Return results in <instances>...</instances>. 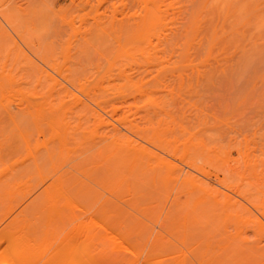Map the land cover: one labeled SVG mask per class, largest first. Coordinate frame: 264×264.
Returning <instances> with one entry per match:
<instances>
[{
  "label": "bare ground",
  "instance_id": "bare-ground-1",
  "mask_svg": "<svg viewBox=\"0 0 264 264\" xmlns=\"http://www.w3.org/2000/svg\"><path fill=\"white\" fill-rule=\"evenodd\" d=\"M155 1L156 0L154 1L152 0V3L154 5V11L157 8H158L157 9L158 11L161 6L160 7L155 6L156 5ZM169 1L167 0V2ZM191 1L193 2L194 0H191ZM205 1L209 2L210 4H212L211 1H213V4L214 3L215 4L212 5V7L215 8V5H216L220 12L223 10L224 13H226L225 16L223 15L224 14L223 11L222 13H220L223 15L224 18L220 16L222 19L217 20V17L215 16L216 19L213 17L214 19H211V20H217L216 22L214 21L212 23L210 20L209 22L210 24L207 22L209 25L207 24L206 25L207 27L206 26L203 27L202 23L205 22L206 20L209 21L208 18L211 17L212 10L209 12L211 13L210 16L204 20L201 18V15L199 14L200 20L201 21L203 20V22H200L199 18H195L196 16H194L195 20L193 18L192 20H190L191 18L189 17L192 13L188 15L187 23H186V20H181V19L180 21L175 20L176 23H174L175 21L172 20L173 19L172 15H171L172 16L171 22L168 21L169 17L168 18L164 17L165 20L167 19L168 23L170 24L172 22L174 23V24L172 23L173 28H176L175 26L179 25L177 24L178 22H180V24L182 23L181 25H179L181 27L177 26L179 29H181V31H183L181 32V34L183 33L182 36H177L180 34L179 31H177L179 34L175 31L172 32L174 29L171 31L172 27L171 28L168 27L171 25H169L165 20L161 19L160 18L161 16L157 18L158 15L156 14L157 15L156 17L154 11L150 10L153 7H151L148 10L149 12V13L147 12L148 16L146 18L142 17L141 21H139L140 18H138L137 20L139 22H137L136 20L134 21V23L137 22L135 24L133 23V20L132 22L128 21L126 25L131 23L130 27L127 26L128 29H126L125 25H124L125 27L123 26V24H125V20H124L125 17L121 15V17H124L123 19L124 21L123 23H121L119 19L118 20L116 19L117 17L115 13V16L114 15L113 16L116 17L115 20L117 21L118 26H119L118 21L120 22L119 27L121 28V29L118 28L117 25L115 28L113 27L114 30L117 28L116 29L117 32L121 33V35H119L120 33H117V35L120 36L118 40L119 39L121 40L122 38L121 41L123 42V38L127 34L128 36L124 40L123 44L119 40V42L121 43L119 47L118 41L114 40L115 37L117 36L115 35L116 31H114L115 32L114 34L113 30L108 29V30H111L109 34L110 35L112 34L111 36L114 35L113 37H110L107 35L108 39L112 38V40L109 39L110 41V42L108 41L109 44L110 45L112 44V48L114 47L116 48V49L114 48L113 55H112L113 49H111V46L108 47L107 45L108 42L106 41L108 39L105 37V35H103L106 29L103 30L101 28L103 32H102V35H99V37L96 36L97 34L95 35L99 39L97 43H96L97 39L93 40V38H96L95 36H93L94 30H96L94 26H97L95 24L97 21H95V18L93 17L92 18L95 21V23L94 22L93 23L95 25L92 24L91 20H90L91 24L87 25V27L89 28L93 26L94 29L92 30V32H90L92 34H90L89 31H87L89 30V28L85 30L92 36H89V35L86 36L87 34L83 36H86L84 38H87V39L90 38L88 40L92 39L91 41L94 42L95 47L98 50L93 46L92 42L90 41H86V42H90L92 45L86 46V44H89V43H86L85 42L86 39L84 40V38L81 39L82 41L80 40L81 43L79 42V37H81L80 35H82L83 32L85 33V31H82L80 29L82 33L78 35L79 37L77 36V34H76L77 37L74 36L75 34L71 35L72 38L76 37V40L73 39V41L74 43L76 42L75 44H79L77 48L74 46L75 44L71 40L72 38H69V41H67V36L63 35L64 38H61L60 35L62 33L60 32L61 33L60 35L56 34L57 29L51 24L52 25L51 31L54 32V34L48 31L50 33L48 34L50 38L53 36L55 37V34H56L57 37L59 36L58 40H56L57 37L55 38L53 37V39L57 43L58 41L59 43H61V44L58 43L59 46H61L62 44L63 46H67V44L70 45L71 43H73L74 45L72 44V46L77 48V50L75 51L74 47L70 45V48H69V45H68L67 48L69 49L65 47L64 49H62L63 46H61L60 48L59 46H57L55 42L56 46L58 47L56 50L59 51L57 53L59 54L61 53L60 55L62 56L58 54L57 55L60 56V58L63 57L61 60H58L59 57L56 55V50L54 53L52 52L54 51L53 49H55L56 47L54 45V41H52V38L47 41L45 40L46 37L44 39L41 38L44 34L41 35L43 33V29H40L39 26H38V28L40 29L39 31H41L42 33H40L39 36L38 35L37 36L40 37L41 35L40 41H39V38L37 39V36L35 37L36 33L34 35L35 37L34 39L38 40L39 44L42 42L40 44L41 48L44 49L46 45L47 47H49V48L45 47V49L47 48L46 50H48L45 52L46 55L45 53L42 52L43 49L41 50L40 48H38V46L34 45V41H33V44L31 43L30 45L29 42H32L31 41L32 37L30 38L28 35L29 34L32 35V33H29L28 35L24 34L25 37L26 36L29 37L28 40L30 39V41L28 42V44H26V46L30 45V48L31 46H33L32 52L34 53L36 52L35 53L36 56L38 55L42 56V57L38 56V59L40 60L42 58L40 62H43L44 65L46 62V67H43L42 66L43 64L40 65L38 62L36 63V71L34 72V74L36 73L35 82L33 79V82L29 83V86L31 88L27 86L26 83L24 84V81H25L24 78L27 79V77L31 73L30 74L28 73L29 75L26 74V77L25 75L22 76V78L24 77L23 78L24 81L21 79V74L23 73L20 74L19 78L20 80L23 81V84H24L22 85L23 88L21 87L22 92L20 91L21 93L20 98L28 97L27 96L28 94L26 92H31V95L29 97H32V95H34L33 96L34 98L32 99L33 100L35 99L34 100L35 116L39 118L41 122H42V119L46 120V126L48 124L47 129L52 130V131L49 130V132L51 133V134H48L49 138L51 135H52L51 136L52 138L53 136L54 137L56 136L55 138H53V140H51L52 143L55 141L54 142L55 144L54 143L52 144L49 141V138L43 141V142L49 141L48 143L50 144L49 145L48 143H46L48 146L47 147L45 146V148H44L45 144H42V142H40L43 146L40 145L38 146V148L39 147H43V148L42 149L39 148L37 149V151L39 150L41 152V155L43 156H40V153L36 151L37 153H39L38 157L39 158L42 157L44 160L50 161V160H54V157L59 155L60 152H61L60 155L63 154L64 157L66 155V153L64 152H67L69 154L71 153L70 155L76 152V154L74 155L76 157V155L77 156L79 155V153L77 154V151L80 148L79 146L80 143H82L81 145L84 146L83 142H87L85 143V145H87L85 148L88 147L89 149L90 148L92 149L93 144H90V143L93 142L91 140L93 134L91 135L89 134V132L91 133V130L92 132L96 131V132H93L94 135H96L98 133L97 131L99 130V128L101 127L102 129L101 131L102 133H100V135L102 134L101 136H98V135H96V137L93 136L94 142L97 144V147L95 150L94 149L95 146H94L93 149L95 151L93 150L91 151L93 153L95 152L94 154L98 155V156L95 155L96 158L94 159H98L99 162L98 160H95V162H98L99 164L96 165L94 163L96 166L95 165L93 166L95 167L91 166L89 168L88 166L86 167V169L84 168L85 170L84 176L86 175L87 177H89L92 174L90 176L92 178L91 180L94 181V177L96 179H100L101 185L103 182L108 187V188L104 187L108 189L107 191H109V194L107 196L108 198L106 202H104V198L103 200L101 199L104 203L100 202L102 204L100 206V210L103 213H107V215L109 214L110 216H112V218L109 215L107 216L106 214H105L106 217H102L103 214H100L101 212L96 214L98 218L100 219L99 215H102L101 218L103 221H106L104 220L105 218H107V220L110 218L112 220V221L109 220L111 221L110 223L112 224L110 225V227L112 226V228L113 226L115 227V229H118L121 227L122 228L128 227V228H126L127 229L126 231L118 230L121 233L114 232V234L113 232H111L112 230H110L108 234L107 229L109 228H107V229H104L103 231L105 232L106 230L105 233L108 234V236L100 237L103 232L98 231L100 229L99 226L101 225L104 228H106L105 226L107 224H108L107 226H109V223L106 222L105 223L106 225L104 226L102 225L103 222L100 219L102 223H99L100 222L99 221L98 222L99 224H97L96 221H98L99 219L93 221L97 216L93 218L94 216L91 217V213H90V217L93 219L89 220V222L86 221V222H82L83 224L80 223L76 225L78 226V228L83 225L85 228H88L89 231L91 229L93 230L94 228H95L94 231L98 229L95 231V233L93 231L94 237L92 235L93 238L95 237L96 238L98 237V239L101 238L99 239V241L100 240L102 241H100L97 244H100L101 242H103V237L104 238L106 237L105 239L107 240V242L109 241L111 243L109 245H112V247L115 250L116 249L119 250L121 248L124 250L125 247H127L130 243L134 242L133 238L135 237L133 236H135L136 233L132 235L130 230L131 231L135 229L139 230V229H142V227L146 229L145 225L147 224V226H149L150 224V223H147L146 221L147 219L148 220L152 219V217H155L156 214L158 213L161 214V212H164L163 217H162L163 221L161 222L160 220V224H162L161 226L163 229L169 232L168 234V232L166 233V231L164 230L166 233V236L167 235L171 236L172 234V237H171L172 241H173V238H175L174 240L176 242H173V243L179 242L180 244H183V245L192 244L193 246H198V247L199 246H210L214 244L215 245L218 244L222 246L223 248L231 247V246H234V247L239 246L240 248L241 246L244 249L242 251L239 250L240 251L239 253H237V251H235L233 248H230L231 250L229 251V253L223 256L224 255L223 252H222L223 254L222 255L221 251L219 250L218 251L225 258L238 257L239 260H242V261L253 260L258 257L259 258L261 257L260 259L264 258V251H260L261 248L264 249V121H262L264 119H262L261 120L262 122H261L260 119L252 120V117H250L251 119H247V120L251 122L248 123V121H246L242 117H239L241 121L243 120L242 122H244V124L245 122L248 123V127L246 126V124L243 125V124L237 123L233 119L234 113H235L234 111L237 110L236 116L238 117V113L241 110L240 108L242 107L241 104L244 103L247 100V98L251 96V94H253L252 91H254L255 93L256 90L254 88L256 87L258 83L262 87L261 94L262 96H264V65H262L264 64V0H210V1L205 0ZM101 2L102 1H100V3ZM162 2L160 1L161 4L160 3L159 4L157 3V4L163 5ZM202 3L203 4H201L202 5L201 7L203 8L205 7L204 5L205 3L204 2ZM114 4H113V7L115 6ZM150 4H151V1L149 0L148 5ZM188 4H184V5H188ZM121 5L123 4L121 3ZM167 5L166 7L169 6L168 7L169 9L172 8V5H171V8H170V4L168 6ZM207 5L208 4H206V6ZM103 6L104 5H102V7ZM145 6L147 7V5ZM177 6H175L176 9L178 8ZM181 6L183 5L179 6V8L177 9L178 12L174 10L173 11L176 13H179ZM209 7L207 6V9L203 8L205 10H203L202 8L201 9L199 8L200 10L198 11L195 8L193 9H195L197 12H200V13H202V11H204L205 13H208L206 10H209ZM137 8L141 9L139 7ZM147 8H149V6ZM184 8L185 10L183 9L181 10H183V12H186V16H187V13L188 12L190 13L191 11L187 12L185 6ZM191 8L189 9L191 10ZM108 9H111V8H108ZM97 10H95L94 12L97 13ZM117 10L118 9L116 8V11ZM141 10L143 11V9ZM163 10H165V7ZM163 10H161L162 13H165ZM102 11L103 13L105 12L104 10ZM102 11H101V14H102ZM112 11H113V8H112ZM213 11L215 12V14L219 12L218 10H217L218 12H216L214 9ZM132 12L138 13L139 10L138 12H135V11H132ZM129 13H131V11ZM70 14H75V13L70 12ZM91 14H92V11H91ZM123 14L125 13L123 12ZM159 14H160V11H159ZM179 14H181L182 16L181 18L185 17L184 16L185 14L183 15L182 12ZM107 15L108 14H106V17H108ZM128 15L127 16L129 18L127 17L126 19L129 20L131 19V17H130V14ZM203 15L202 17L204 18L206 14L204 16ZM79 16L80 15L78 14V19L80 18ZM102 16L105 17L104 14ZM110 16L111 15L109 14V17ZM138 16L141 17L142 15L139 14ZM206 16H208V14ZM104 17L102 19V17L99 16V18H101V20L105 22L106 20H104ZM179 17L180 15L178 16V18ZM97 18L98 16L96 17V19ZM111 18L109 20L113 21ZM114 21L113 23L116 24L115 23L116 21L115 22ZM113 23L112 25H114ZM101 24H103L104 28H107L104 26V23H101ZM121 24L123 27L121 26ZM133 24L135 25V27L133 26ZM183 24H185L184 28L182 26ZM80 25L82 26V24ZM41 26H42L41 28H46V26L43 24ZM131 26L133 27V30H131L133 32L130 35L129 29L130 28L132 29ZM47 27H48V24H47ZM38 28H35V29H38ZM109 28L111 27L109 26ZM28 29L26 28V30ZM123 29H126L129 32L127 31L128 33H126L124 32L126 30H123ZM167 29H168V32L171 31L173 34L169 32V35H168V33L166 32ZM1 30L5 31L3 27H1L0 32H2ZM26 30L25 32L24 31L23 32L26 33ZM97 31L100 34V31L99 30ZM46 32H47V29H45L44 33ZM106 33L107 32H105L104 34ZM20 34L21 35L18 37H20L21 41H23L24 39L22 40V37H21L23 33L20 32ZM52 34L53 36H50ZM123 34H126V35L124 36ZM4 35L6 36V33ZM100 36H102L103 38L105 37L104 39L106 40L102 38V40L105 41V44L101 43L102 41L100 40L101 39ZM27 37L25 38L24 44L28 41V40L26 41ZM68 37H70V35H68ZM60 39L61 40L63 39L62 42H60L61 41ZM1 40H5V39H2L1 37ZM70 40H71V43H67V42H70ZM16 41L14 42L16 43ZM43 41H45V43ZM50 41L53 42L51 43V45L49 43ZM111 41L113 43H111ZM115 41L117 44L115 43ZM100 44H103V46ZM14 45L12 46L15 48ZM42 45L43 46L45 45V46L42 47ZM52 45L55 47H52ZM83 46L87 49L89 47L90 48L92 47V48L88 50L87 49L84 50ZM100 46L102 47L107 46L106 47L107 50L106 49L102 50L101 49L102 47L100 48ZM13 47H9V48H13ZM35 47L37 48V50H41V52L39 53V51H36ZM9 48H6V49H9ZM16 48L18 49L17 46ZM80 48L82 49V51H80L81 50ZM60 49H62L61 52H60ZM65 49L68 52L70 49H72L70 50L72 55L68 56L70 54L67 52H64ZM99 49H101L102 51L105 50L103 52L104 55H102L101 52L100 53L98 52V51H101ZM90 50L93 51V53L95 50V53H94L96 54L95 56L97 55L98 56L100 55V56L95 58V56L93 55L94 56L93 58H95V60H92L91 55L93 53ZM49 52L52 54L50 55ZM115 52L117 54H115ZM34 53L33 55H35ZM48 53L50 56V60L48 59L49 61L47 63V58L49 57L47 56ZM64 53L68 54L67 56L70 59L68 57H65L68 59V61L67 59L64 58V56H66L64 55ZM75 53L80 54V55L82 54V56H84V57H81L82 62L83 61H86V62L82 63L78 61L79 58L77 59L76 57H79V55L76 56ZM106 53H108L109 55ZM53 54H55L58 58L55 55L52 56ZM85 54H87L88 57L85 56ZM101 55L104 56L103 58L107 61H104V59L101 58L102 57ZM105 55L106 56L111 55L114 58L110 60L111 56L110 58L108 56H107L108 58H106ZM44 57L46 58V60L44 59ZM72 57L74 58L71 60ZM83 58L86 60H84ZM89 59L90 61H88ZM74 60L77 62H75ZM101 60H102V63L103 61L105 63L102 64ZM93 61L96 62V64L94 63L95 65L93 64L94 66L92 67L91 64ZM212 61L217 62V64L214 63L213 65H211ZM71 62L74 63L75 65L77 63L78 66H74V64L71 65ZM98 62L101 63L102 65L100 66ZM83 64L84 65L86 64V67H84ZM88 64L91 67H88ZM255 64L259 66L261 65V67L256 68L259 66H256ZM31 65L35 66V63H32ZM28 69H29V72H31L30 68ZM25 72L27 73L28 70L26 69ZM244 77H246V81H247L246 83H244L245 82ZM30 78L31 76L28 77V79ZM11 79L13 80V77H11ZM27 80L25 82H27ZM240 80L244 81L241 83L243 84L242 85L243 87H240L241 85L240 86L236 85V83L240 84L241 82ZM32 83L34 84L33 85L34 89H32L33 88L31 85ZM216 84L218 86L219 85L222 86V84H227V86H230V87L232 85L233 86L235 85L236 88L240 87L238 88L239 90L237 89L238 91L236 92V94H231L232 98H231V95L229 97L232 103L230 112H228L227 108L222 107L221 109L224 108L226 111L222 110L223 112L221 114H217L214 112H209V110L205 111L206 109H209V106H206L205 101L204 102L201 101V103H205V105L204 104L202 105L201 103H199L201 104V107L204 106L206 108L205 109L204 107H202L205 110L200 108V106L197 104V101H199V99H201L202 97V92L204 90L206 91V89H208V87H211V85L215 86ZM24 86H26L27 88ZM204 87L206 89H204ZM8 88L9 89L7 90H10V89L13 90L12 86ZM24 88H26L28 91L25 90ZM30 90H32L33 92ZM205 91L203 92L204 97H205V94H204ZM24 93H26V95ZM23 94L25 95L24 97H23ZM15 95L17 96L18 94H15ZM182 95L186 96L184 97V99L186 98L187 101L185 100V102H188L187 109L189 110V112L187 111V109L182 110L180 107H178L179 108L178 110L177 107L175 108L176 105L173 106L176 100V97L182 96ZM22 98L20 99L21 101H22ZM252 101L254 102V98L252 99ZM26 105L29 106L30 104L28 105L26 103ZM256 105H258L257 107L259 109L261 108L260 103H257ZM224 106L226 107L225 103H224ZM249 107L250 106H248V108ZM25 109H26V106H25ZM220 111L221 110H218V113H220ZM23 115H25V112L23 113ZM13 116L11 117L12 119L10 117L9 118L12 120L11 122H14V121L16 122V120L13 121V119H16L15 118L16 116H14V118ZM26 118L28 117H25L24 119ZM85 118H87L88 120L85 121L86 120ZM89 118L91 119L95 118L94 120L96 121H94V123L97 122L96 125H94L93 119L92 121L90 120L91 122H88ZM261 118H264V115H262ZM19 120L17 124H19ZM34 120L36 121V119ZM80 120L83 122H80ZM21 121L23 120L21 119ZM70 121H72L73 124L70 123ZM41 122L39 123L41 124ZM88 123L89 124L91 123L90 125H88L91 130L87 131L85 129L86 128L85 125ZM26 124H28V122ZM31 124L34 125L32 122ZM43 124L45 123L43 122ZM21 125H23V122L22 124L18 126H20L21 128L22 127ZM241 125L247 128L245 130H242ZM90 126H94L95 128L99 127V128L98 130L97 129L93 130L94 127H90ZM244 127L242 128L244 129ZM72 128L77 129V130L82 129V132L80 131L81 133L79 134V136H76V133H78L79 130L77 132V130L75 131L73 129L75 131V133H73L71 132ZM35 130L36 129L34 128L33 131L35 132ZM84 130L88 132L87 135H84L86 137L83 136V133H85L83 132ZM65 131H70V132H65ZM64 133L65 134L68 133V135L72 133L74 138H72V135L70 137V136L65 135ZM63 136L65 137L63 138ZM80 136L82 139L84 137L83 142ZM76 137L77 138L79 137V138L76 139ZM35 139H36V135L34 136V140ZM73 139H76L74 140L75 142L72 141ZM79 139H80V142H79ZM86 139H88V141ZM97 139L101 142L99 143ZM34 140L33 142L35 143L37 140L35 141ZM29 142L31 141L29 140ZM66 142L72 146L68 144L67 146ZM32 144L30 145L31 147H32ZM75 146L76 147L78 146V149H76ZM66 147H68L69 149H67ZM55 148L56 149L59 148V150H56ZM64 149L66 151H64ZM71 149L73 152L71 151ZM82 150L83 152L89 151L86 149L84 150V148H82ZM94 154L92 156H94ZM71 157L72 156H70L69 158L73 160ZM75 159L76 158H74V160ZM77 159L75 161H77ZM79 159H80V162L79 160L77 162L73 161L75 162L74 163L75 165H73L72 163V167L77 168V170L79 169L80 171V168H81L80 166H82L83 168L87 164L85 162L83 164V161H85V158L83 159V161H82V158H79ZM50 163H51V167L54 168V164H53L54 161H50ZM64 163L67 164V162H64ZM76 163L77 164L79 163V166H77ZM33 165L35 166V164ZM98 165H101L100 168ZM37 166L38 167L41 166L39 162ZM37 166H35L36 168L35 167L34 168L37 169ZM68 169L69 168L67 167L66 170ZM66 170L65 171L63 170V173L61 172L58 174L54 172V174L55 173L56 174L52 175V178H50L51 180L49 181V183L46 184L45 187H43V189H41V192L39 193L40 195H38V197L40 196L39 198L41 201L37 200V203H38L37 207H40L38 208L40 212L42 211L44 213L47 212L45 216L46 215L48 216L46 219H48L47 222L49 223L53 222L52 219L55 217H56L55 220H57V217H59L58 219L59 221H56V222L54 221L55 223H57L63 220V218L67 217L69 214L71 215L72 213H74L72 211L73 210L75 211V209L78 208V205H79L78 201L80 203L82 201V199L78 200V196L80 195L82 197H84V195L86 196L89 193V191H91L90 189H92V186H93L91 185V188L89 187L90 189H87L88 187L86 186H88V184H85L86 188L84 186L82 187V185H80V187L78 188L79 186L78 184H80V182L78 179H77L78 184H76L75 182L77 174L75 175L72 172L73 169L68 170V172ZM89 171L90 173H88ZM80 172H83V171L81 170ZM96 172L98 174H96ZM40 174L42 175V171ZM71 180L74 181L75 184H72ZM84 183H87V182H84ZM98 183L99 182H97V185ZM96 189H94V186H93L92 191ZM77 192L80 193V195ZM74 193L76 195V198L73 197L75 196ZM93 193L94 192L92 193L90 192L88 195L91 197ZM41 196L43 198H41ZM95 196H98L97 193H95ZM95 196L93 195L91 198ZM123 197H126V198H123ZM165 198L169 199V204L167 205L164 211H161V210L158 211L157 209L159 208V205H161V207L165 206V204L164 205L160 204V203H163L162 200L164 201ZM123 199L125 200L127 199V201ZM74 201L77 203L76 204L77 208L74 206L75 204ZM83 201L88 202L86 201V197ZM164 202L166 203V201ZM83 203L81 206H83V208L85 206L86 208V205L88 206V203H86L85 205H83ZM43 205L44 207L47 206V209H45L46 207L43 208ZM73 206H74V209L71 210ZM89 206H90V203H89ZM41 208H43V210H41ZM38 209L36 208V210ZM67 209H70L71 211ZM89 209H92V208L89 207ZM66 210L68 211L69 214L65 213L67 212ZM87 210L85 209V211H82V212L87 213ZM37 213L39 214V212ZM60 216H62V218ZM72 216H73V219L74 218L76 219L74 214ZM72 216H70V218H72ZM142 217H145L147 219H144ZM37 219H39L38 220L39 222L40 217ZM63 224L62 226H64ZM46 225H50V224H46ZM51 225H53V223H51ZM93 225H96L99 228H96V226L94 227ZM18 226L20 227V225ZM82 228L83 227H81L80 230H83V231L85 230L87 232V229H84V228L82 229ZM75 230H77V228ZM80 230L78 229V231ZM142 231L141 232L139 231V232L142 233ZM84 232L82 234H85ZM96 232L100 233L98 234L100 236H98ZM124 232H128L129 235L130 234L132 235V236H129V238L131 239V237H133L132 238L133 242L129 240L128 236L124 234ZM156 232L157 231H155V233ZM89 233L90 232H88V234ZM105 233L103 234L106 235ZM140 233H138V235L142 236V234ZM159 235H161V233ZM141 236L139 237V239L137 238L135 239L141 240L142 242ZM154 236L155 235H153V237ZM161 236H162V239H161ZM161 236H158L159 238H157L159 239V241L157 240L158 243H160V240L161 242L163 240H166V236L164 234ZM163 236L165 237V239ZM25 239L26 238H24V240ZM24 240L23 242L26 241ZM106 240H104V242H106ZM127 240L131 242L128 243ZM138 242L139 241H137L135 244L137 245ZM87 243L88 242H86V244ZM95 243L92 245L94 246L97 245ZM162 243H166V242H162ZM101 245H103V243ZM129 247L127 249L125 248L126 250L124 252L130 251L128 250ZM15 249H16L15 247L7 246L4 250L0 251V257H1V252L8 253V252L14 251ZM133 250L136 251V249H132V252L136 254L138 253V256L136 254L135 255L136 257H139L140 256L139 254L141 253H139L138 251L135 252ZM103 251L105 252V250ZM178 251L179 250H177V252ZM198 251H199L198 253L199 257L197 256V258H200V259H204L205 257L206 258L208 257L209 260L213 258H217V259L223 258L222 256H220V254L213 253V250H212V254H209L206 251H200V250ZM60 253L56 252V254H60ZM68 253L70 254V251L66 252L65 254H68ZM133 253H130V254L134 256ZM159 253H158V257H159ZM161 254H164V253H161ZM85 256L84 255L82 256V260L86 258ZM133 256L131 258H133ZM186 257L187 255L185 254V251L181 253L180 255H178V259L183 261V263L180 262L179 264L186 263L187 261ZM119 259L121 258L119 257ZM90 260H91V255H89L85 259L86 262ZM76 261H78V259L77 260L75 259V263ZM1 263L2 262H0V264ZM61 263L63 264V259L61 258H59L58 261L52 262V264H61ZM65 263L66 261H64V264ZM154 264H157V262L155 261Z\"/></svg>",
  "mask_w": 264,
  "mask_h": 264
},
{
  "label": "rangeland",
  "instance_id": "rangeland-1",
  "mask_svg": "<svg viewBox=\"0 0 264 264\" xmlns=\"http://www.w3.org/2000/svg\"><path fill=\"white\" fill-rule=\"evenodd\" d=\"M100 1H102L101 3H100ZM117 1V2H116ZM144 1V2H143ZM151 1V4L150 5H148V3H149V0L147 1V0H0V29H1V27H3V29H5V31L4 30H1L2 32H0V251H2V250H4L7 246H10V247H15L16 249L14 250V251H11V252H8V253H3V252H1V257H0V262H2L1 264H52V262H54V261H58L59 260V258H61V259H63V264H64V261H66V263L65 264H74L75 263V259L77 260L78 259V261H76V263L75 264H132V262H133V264H145V263H147V264H154L155 263V261L157 262V264H179L180 262H182L183 263V261H181L180 259H178V255H180L181 253H183L184 251H185V254L187 255V257H189V258H187L186 257V263H184V264H264V258H262V259H260L259 257L258 258H256V259H253V260H244V261H242V260H239V258L238 257H233V258H225V257H223V256H225L226 254H228L229 253V251L231 250L230 248H233L235 251H237V253H239L240 251L239 250H243L244 248L243 247H241L240 246V248H239V246H237V247H234V246H231V247H222V246H220V245H218V244H214V245H210V246H193L192 244L191 245H189V244H180L179 242H177V243H173V242H176L174 239L175 238H173V241H172V234H171V236L170 235H167L166 236V233L168 232V231H166L165 229H163L162 228V224H160V220H161V222L163 221V214H164V212H161V214H156L155 215V217H152V219H147V218H145V217H142V218H144V219H147L146 221H147V223H150L149 224V226H147V224L145 225V228L146 229H144V227H142V229H139V230H137V229H135V230H130V232H131V234L132 235H134L135 233L137 234H135V236H133V237H135V238H137V239H139V237L141 236H139L138 235V233H140L142 230V233H140V234H142V236H141V238H142V242H141V240H137V239H135V238H133V237H131V239L129 238V236H132L131 234L129 235V233L128 232H124V234H126L127 236H128V238H129V240H131L132 242H133V240H134V242L133 243H130L131 241H128L127 240V242L128 243H130L129 245H130V247H131V249H130V247H129V245L127 246V247H125L126 249L129 247V249L128 250H130V251H128V252H124L126 249L124 248V250L122 249H119V250H115L113 247H112V245H109V244H111L109 241L107 242V240L105 239L107 236H108V232H110V230H112L111 232H113V234H114V232L116 233V232H120V231H118V230H121V231H123V230H127L126 228H128V227H121V228H118V227H116V228H118V229H115V227L113 226V228H112V226L110 227V225H112L110 222L112 221L109 217V219L107 220V218H103L104 220H106V221H103L102 220V218H101V216L102 215H99V217H100V219L102 220V222H101V220L98 218V216L96 215V214H98L99 212H101V210H100V206L102 205L100 202H102V203H104V202H106L107 201V196H108V194H109V191H107L108 189H106V188H108L103 182H102V185H101V181H100V179H96L95 177H94V181L93 180H91L92 178L89 176V177H87L86 175L84 176V172H85V170H84V168L86 169V167H88L89 166V168L91 167V166H93V165H97V164H99L98 162H99V160L98 159H94V158H96V156L95 155H97V154H94L93 152H91L92 150L93 151H95L96 150V147H97V144L94 142V137H96V135H98V136H101L100 135V133H102L101 131H102V129H101V127L99 128V130H98V128H95L94 126H90V127H94L93 128V130L94 129H97L98 131V133L96 134V135H94V133L93 132H96V131H93L92 132V130L89 128V126L88 125H90L89 123L88 124H86L85 125V129L88 131V130H91V133L89 132V134H93L92 135V138H91V140L93 141V142H91L90 144H93L92 145V149L90 148H85L87 145H85V143H87V142H83V139H84V137H86V136H84V135H87L88 134V132H86V130H84L83 132H85V133H83V139L81 138V136H82V134H81V136H80V138H81V140H82V142L84 143V146H82L81 144L82 143H80L79 144V146H80V148H79V152L77 151V154L79 153V155L77 156L76 155V157L74 156L75 154H76V152L75 153H73L72 155H70L69 153H67V152H64V153H66V155H65V157H64V155L63 154H61V155H63V156H61L60 155V151H58V152H60L59 153V155H57L56 157H54V160H50V161H54V168H52L51 167V163H50V161L49 160H44L42 157V159L41 158H39L38 157V155H39V153H40V156H43V155H41V152L38 150L37 151V149H39V148H43V147H39L38 148V146H43L42 144H45L44 145V148H45V146L47 147L48 145L46 144V143H48L49 141L51 142V140H53V138H55L54 136H53V138L50 136V138H52V139H50L49 138V135L48 134H51L50 132H49V130L50 129H47V126H48V124H47V126H46V120H43L42 119V122H41V120L39 119V118H37L36 116H35V114H34V100L32 99V98H34L33 96L34 95H32V97H29L30 95H31V92H26L28 95V97H26V98H22V101L20 100L21 98H20V95H21V93H20V91L22 92V85H24L25 83H26V85L27 86H29V83L30 82H33V79H34V82H35V74H34V72L36 71V63L38 62L40 65H42L43 64V62H40L41 61V59L39 60L38 59V56H40V55H38V56H36V52L34 53V52H32V50H33V46H31V48H30V45H31V43L33 44V41H34V45L35 46H38V48H40L41 50L43 49V48H41V46H40V44L42 43H40L39 44V42H38V40H36V39H34L37 35L39 36V34L40 33H42L41 31H39L40 29H43V33L41 34V35H43L42 37H41V35H40V37L41 38H45V40L47 41V40H49V39H51L52 38V41H54V39H53V34H54V32H52L51 31V26L53 25L56 29H57V33L56 34H58V35H60L61 33V35H60V37L61 38H64V36H67V41H69V38H72L71 37V35L72 34H75L74 36H76V34H77V36L78 35H80L82 32H81V30L82 31H85L86 29H88L89 27H87V25H90L91 24V21H92V24L93 25H97V26H94V28H96V30H94V32H93V36H95L96 34V36H98L99 37V35H102V32H103V30H105L104 31V33L105 32H107L106 34H104L103 33V35H105V37L108 39V37H107V35L108 36H110V37H113V36H111L109 33L111 32V30H113V32L114 31H116V34H115V32H114V34L115 35H117V33H120V32H117V28L114 30V28L116 27V25H117V21L115 20V18L118 20H120L121 21V23H123V21L125 20V24H123V26L125 25L126 26V29H128V27H130V24L131 23H129L128 25H126V23H128V21H131L132 22V20H133V23H134V21L136 20H138V18H140L139 19V21H141V19H142V17L143 18H146L147 16H148V10L151 8V7H153V8H151L150 10H152V11H154V5H153V3H152V0H150ZM154 1V0H153ZM160 1L162 2V4L163 5H158L159 3H160ZM169 1V0H168ZM172 1V2H171ZM174 1V2H173ZM210 1V0H209ZM156 3V5L155 6H161L160 8H162V9H160L159 8V10L157 11V9H155V11H154V13H155V16L157 17V15H158V17L157 18H159V16H161L160 18L161 19H163V20H165L164 19V17H166V18H168L169 20L168 21H170L171 22V17L173 16V21H175V20H177V21H180V19L181 20H186V23L188 22L187 20V18H188V15H190L191 13L193 14H191L190 15V17L189 18H191L190 20H192V18L194 19V16H196L195 18H199V21L200 22H203V20L204 19H207V17H209L210 16V14L211 13H209L211 10V12H212V15H211V17H209L208 19H209V21L208 20H206L205 22H203L202 24V26L204 27V26H206L209 22H210V20L211 19H214L215 18V16L217 17V20H220V19H222L221 17H223V15L225 16V14L226 13H224V11H223V15L222 14H220V13H222V11L220 12L219 11V9L217 8V6L215 5V8L214 7H212V5H214L213 4V1H211V3L212 4H210L209 2H207V1H201V0H199V2H198V0L197 1H191V0H170L169 2H167V0L165 1V0H156L155 1ZM167 3L168 5L170 4V8H171V5H172V8L171 9H169L168 7V5L167 4H165V3ZM202 2H204L205 4V7H203V8H206L207 9V6L209 7V6H211V7H209V10H206L208 13H205L204 11H202V13H200V12H197L198 10H200L202 7V5L201 4H203ZM109 3V4H108ZM115 3V4H114ZM121 3L123 4V5H121ZM144 3V4H143ZM158 3V4H157ZM175 3V4H174ZM190 5H189V4ZM196 4V6H195V4ZM95 6H94V5ZM113 4L115 5L114 7H113ZM117 4H118V6H117ZM134 4V5H133ZM161 4V3H160ZM184 4H188V5H184ZM206 4H208L207 6H206ZM102 5H104L103 7H102ZM120 5H121V7H120ZM143 5V6H142ZM145 5H147V7L149 6V8H147ZM166 5L168 6V7H166ZM174 5V6H173ZM178 5V6H177ZM180 5H183V6H181L180 8L181 9H183V10H185V8H184V6L186 7V11L188 12V11H191L190 13L188 12L187 13V16H186V12H183V10H179V13H181L182 12V14L186 17H184V18H181L182 16H181V14H179V13H176V12H178V8H179V6ZM203 5V6H204ZM106 6H107V8H106ZM112 6V7H111ZM125 6H126V8H125ZM136 6V7H135ZM145 6V7H144ZM175 6H177L178 8L176 9V7ZM191 8V7H193V6H195V7H193V8H195V9H193V8H191V10L188 8ZM94 7V8H93ZM98 8V10L100 11H98L97 10V8ZM102 7V8H101ZM133 7H134V9H133ZM137 7H139V8H141V9H143V11L141 10V9H138ZM144 7V8H143ZM164 7H165V10H163L164 9ZM198 7V8H197ZM93 8V9H92ZM108 8H111V9H108ZM112 8H113V11H112ZM116 8L118 9L117 11H116ZM119 8H120V10H119ZM131 8V9H130ZM146 8H147V10H146ZM156 8V7H155ZM176 10H175V9ZM200 8V9H199ZM202 8V9H203ZM212 8V9H211ZM92 9V10H91ZM107 11H106V10ZM130 9V10H129ZM145 9V10H144ZM166 9H167V11H166ZM189 9V10H188ZM213 9L216 11V12H218V13H216L215 14V12L213 11ZM95 10H97V13L96 12H94ZM102 10H104L105 12L103 13V11ZM138 10H139V12H138ZM161 10H163L165 13H162V11ZM176 11V12H174V11ZM192 10H194V11H196L197 12V14H196V12H194V11H192ZM203 10H205V9H203ZM218 10V11H217ZM91 11H92V14H91ZM101 11H102V14H101ZM111 11V12H110ZM115 11V12H114ZM122 11V12H121ZM131 11V13H129V12ZM132 11H135V12H138V13H134V12H132ZM159 11H160V14H159ZM169 11V12H168ZM70 12L71 13H75V14H70ZM90 12V13H89ZM99 12V13H98ZM113 12V13H112ZM118 12V13H117ZM123 12L125 13V14H123ZM142 12V13H141ZM148 12V13H147ZM158 12V13H157ZM173 12V13H172ZM112 13V14H111ZM115 13H116V17H114L115 16ZM121 13V14H120ZM127 13V14H126ZM147 13V14H146ZM170 14V15H168V14ZM172 13V14H171ZM78 14L80 15L79 17V19H78ZM105 15V17L104 16H102V15ZM106 14H108L107 16L108 17H106ZM109 14L111 15L110 17H109ZM120 14V15H119ZM128 14H130V17H131V19H126L129 15ZM134 14V15H133ZM142 15L141 17L140 16H138V15ZM157 14V15H156ZM162 14V15H161ZM168 16H167V15ZM177 16H176V15ZM201 15V18L203 19L202 21L200 20V15ZM206 14H208V16H204V15ZM85 17H84V16ZM96 15V16H95ZM114 15V16H113ZM121 15L122 16H124L125 17V19H124V17H121ZM128 15V16H127ZM145 15V16H144ZM172 15V16H171ZM180 15V17L178 18V16ZM199 15V16H198ZM202 15L204 16V18L202 17ZM98 16V18L96 19V17ZM99 16H101L102 17V19H103V17H104V20H106L105 22L103 21V20H101V18H99ZM119 16V17H118ZM135 16V17H134ZM163 16V17H162ZM175 16V17H174ZM221 16V17H220ZM95 18V21H97L96 23H95V21H94V19L93 18ZM112 17V18H111ZM120 17H121V19H120ZM206 17V18H205ZM214 17V18H213ZM220 17V18H219ZM91 18V19H90ZM112 19L116 24H114L113 23V21H111V20H109V19ZM114 18V19H113ZM129 18V17H128ZM133 18V19H132ZM219 18V19H218ZM224 18V17H223ZM93 19V20H92ZM124 19V20H123ZM216 19V18H215ZM83 21V23H82V21ZM86 21V23H85V21ZM89 20V21H88ZM91 20V21H90ZM100 20V21H99ZM195 20V19H194ZM217 20H211V22L213 23L214 21L216 22ZM127 21V22H126ZM139 21H137V22H139ZM167 23H168V21H167V19L165 20ZM50 22V23H49ZM95 24H94V23ZM104 23V26L105 27H107V28H104L103 27V24H101V23ZM137 22H135V23H137ZM182 22V21H181ZM184 22V21H183ZM208 22V23H207ZM13 23H15V24H13ZM78 23H80V24H82V26L80 25V24H78ZM85 23V24H84ZM112 23L114 24V25H112ZM134 23V24H135ZM173 23V22H172ZM172 23L170 24V23H168L169 25H171V26H168V27H172ZM174 23H176V21L174 22ZM173 23V24H174ZM211 23V24H212ZM12 24V25H11ZM17 24V25H16ZM39 24H43V25H45L46 26V28H41L42 26L41 25H39ZM47 24H48V27H47ZM52 24V25H51ZM83 24H84V26H83ZM108 24V25H107ZM118 24H119V26H120V22L118 21ZM133 24V26L135 27V25ZM177 24H179V25H181L180 24V22H178ZM176 24V25H177ZM210 24V23H209ZM208 24V25H209ZM80 25V26H79ZM86 25V26H85ZM179 25H177V26H179ZM184 25L185 24H183L182 26H183V28H184ZM38 26L40 27V29L38 28ZM109 26L111 27V28H109ZM118 26V25H117ZM118 26V28H120ZM121 26H122V24H121ZM122 26V27H123ZM124 26V27H125ZM128 26V27H127ZM174 26V25H173ZM177 26H175L176 28H178ZM33 27H35V28H38V29H35V28H33ZM50 27V28H49ZM84 27H86V28H84ZM91 27V26H90ZM114 27V28H113ZM132 27V26H131ZM179 27H181V26H179ZM207 27V26H206ZM25 28V29H24ZM26 28L28 29V30H26ZM92 28V29H91ZM91 28H89V30H87V31H89V33L90 32H92V30L94 29L93 28V26L91 27ZM103 30H102V29ZM176 28H171V31L172 32H177V31H179L180 32V34L179 35H177V36H182L183 35V33L181 34V32H183V31H181V29H176ZM24 29V30H23ZM32 29V30H31ZM35 29V30H34ZM45 29H47V32L49 31L50 33H53L52 35H50V36H53V37H49L48 36V34H50L49 32L47 33H44V31H45ZM81 29V30H80ZM91 29V30H90ZM101 29V30H100ZM108 29H111V30H108ZM121 29V28H120ZM126 29H123V30H126ZM25 30H26V33H24L25 32ZM53 30V29H52ZM58 30H59V32H58ZM97 30H99L100 31V34L98 33V31ZM108 30V31H107ZM131 30H133V27H132V29L130 28L129 29V31L128 30H126V31H124V32H126V33H130V35H131V33L133 32V31H131ZM170 30V29H169ZM24 31V32H23ZM38 31V32H37ZM56 31V30H55ZM87 31H85V33L83 32L82 33V35H80L81 37H79V42L81 43V39L82 38H84V37H86V36H92V35H90V34H92V33H88ZM95 31H96V33H95ZM121 31V30H120ZM128 31V32H127ZM171 31H169V32H171ZM6 33V36L4 35L5 33ZM20 32L21 33H23V35L25 34H29V33H32V35L31 34H29L28 36L31 38V41L32 42H29L30 41V39L28 40V38L29 37H27V39H26V43L24 44V41H25V35L23 36H21L22 37V40L23 41H21V38L20 37H18V36H20L21 34H20ZM61 32V33H60ZM122 32V31H121ZM167 33H168V35H169V32H168V29H167V31H166ZM171 32V33H172ZM1 33H3V34H1ZM35 33H36V35H35ZM123 33V32H122ZM8 34V35H7ZM17 34V35H16ZM56 34H55V37H57L56 36ZM87 34V35H86ZM173 34V33H172ZM4 35V36H3ZM34 35H35V37H34ZM47 35V36H46ZM64 35V36H63ZM68 35H70V37H68ZM83 35H86V36H83ZM119 35H121V33L119 34ZM119 35H117L116 37H115V39L114 40H117L118 41V45H119V47H120V45H121V43L120 42H122L121 40H122V38H121V40H120V42H119V40H118V38H120V36ZM124 36L126 35V34H123ZM11 36V37H10ZM15 38H14V37ZM37 36V39L39 38V41H40V37H38ZM76 36V37H77ZM95 36V37H96ZM119 36V37H118ZM127 36H128V34L123 38V42H122V44L124 43V40L127 38ZM1 37H2V39H5V40H1ZM54 37V38H55ZM59 37V36H58ZM58 37H57V39L56 40H58ZM76 37H74V38H72L71 40L73 41V39H75L76 40ZM98 37H96V38H93V40L94 39H97V41H96V43L99 41V39H98ZM101 37V43H103V44H105V41H103L102 40V36H100ZM104 37V38H105ZM6 38H7V40H6ZM48 38V39H47ZM103 38V39H104ZM14 39V40H13ZM86 39V40H85ZM88 39H90V38H88ZM87 38H84V40H85V42L86 41H90V42H92L91 40H88ZM109 39H111L112 40V38H109ZM109 39L108 40H106V39H104V40H106L107 42L109 41ZM11 40V41H10ZM17 40V41H16ZM20 40V41H19ZM61 40V39H60ZM63 40V39H62ZM62 40L60 41V42H62ZM66 40V39H65ZM65 40H64V42H65ZM71 40H70V42H67V43H71ZM81 40V41H80ZM14 41H16V43L14 42ZM41 41H42V39H41ZM14 42V43H13ZM28 42L30 43V45L29 46H26V44H28ZM44 43H45V41H43ZM55 42L56 41H54V45L56 46V44H57V46H59L58 45V43H59V41H58V43L56 42V44H55ZM63 42V43H64ZM78 42V41H77ZM78 42V43H79ZM90 42H86V43H89V44H86V46L88 45H92L93 44V46L95 47V44H94V42H92V44L90 43ZM107 42H106V44H107ZM110 42V41H109ZM109 42H108V47L109 46H111V49H113V53H112V55L114 54V48H112V44L110 45L109 44ZM50 43V45H51V43H53V42H49ZM73 43H74V41H73ZM73 43H71L70 45L72 46V44ZM76 43V42H75ZM74 43V44H75ZM100 43V42H99ZM111 43H113L112 41H111ZM115 43H116V41H115ZM4 44V45H3ZM15 44V45H14ZM47 44H48V42H47ZM59 44H61V43H59ZM66 44V43H65ZM64 44V45H65ZM73 44V45H74ZM103 44H100V45H102L103 46ZM117 44V43H116ZM116 44H114V45H116ZM12 45H14L15 46V48H16V46L18 47V49L16 48H14ZM69 44H67V46H68ZM70 45H69V48H70ZM77 45V46H76ZM78 45L79 44H75L74 46L75 47H77L78 48ZM83 45V44H82ZM81 45V46H82ZM113 45V46H114ZM40 46V47H39ZM45 46V45H44ZM43 45H42V47H44ZM55 46H53L52 45V47H55ZM55 47V49H53L54 51H52L53 53L55 52V50L58 48V47ZM61 46H63V44L61 45ZM61 46H59L60 48H61ZM67 46H63L62 47V49H64V47L65 48H67ZM74 46H72V47H74ZM97 46V45H96ZM102 46H100V48L102 47ZM5 47V48H4ZM9 47H13V48H9ZM45 47H47V45L45 46ZM45 47H44V49L42 50V52L43 53H45L46 51H48V50H46L47 48H49V47H47L46 49H45ZM71 47V48H72ZM74 47V48H75ZM84 47V46H83ZM83 47H81V48H83ZM93 47V48H94ZM98 47V46H97ZM106 47L107 46H104V47H102L101 49L103 50V49H106ZM118 47V46H117ZM6 48H9V49H6ZM36 48V47H35ZM35 48H34V50H35ZM51 48V47H50ZM69 48H67V49H69ZM77 48H75V51L77 50ZM80 48V49H81ZM92 48V47H91ZM90 47L88 48V49H91ZM96 48V47H95ZM94 48V49H95ZM11 49V50H10ZM62 49H60V52L62 51ZM73 49V48H72ZM72 49H70V50H72ZM79 49V50H80ZM84 50H86L87 48H83ZM87 49V50H88ZM97 49V48H96ZM95 49V50H96ZM101 49H99V50H101ZM116 49V48H115ZM8 50H10V51H8ZM41 50H37V48H36V51H39V53L41 52ZM45 50V51H44ZM70 50H69V52L68 51H66V49L64 50V52H67V53H69L70 55H68V54H66V53H64V55H66V56H64V58L65 57H68V56H71L72 54H71V52H70ZM95 50H94V53H95ZM98 50V49H97ZM98 51L99 53L101 52L102 53V55H104L103 54V52L105 51ZM107 50V49H106ZM119 50H121V49H119ZM50 51V50H49ZM80 51H82V49L80 50ZM79 51V52H80ZM91 51V50H90ZM27 52V53H26ZM57 52H59V51H57L56 50V55L58 54V55H60L59 53H57ZM72 52H74V51H72ZM87 52V51H86ZM92 53H93V51H91ZM98 52H97V54H98ZM117 52H119V51H117ZM24 53H26V54H24ZM33 53L35 54V55H33ZM38 53V52H37ZM42 53V54H43ZM50 53V52H49ZM49 53L47 54V56H49ZM78 53V52H77ZM81 53V52H80ZM84 53V52H83ZM92 54L91 56H92V60H95V58L96 57H99L98 55L97 56H95L96 54ZM52 53H50V55H51ZM88 54V53H87ZM87 54H85V56H87ZM89 54H90V52H89ZM88 54V55H89ZM106 54H108V53H106ZM115 54H117L116 52H115ZM45 55H46V53H45ZM55 54H53L52 56H54ZM55 55V56H56ZM57 55V56H58ZM68 55V56H67ZM74 55V54H73ZM75 55L77 56V55H79V57H76V56H74V57H76L77 59L79 58V60L78 61H80V62H82V59H81V57H84V56H82V54L80 55V54H76L75 53ZM95 56V58H93L94 56ZM101 55V56H102ZM109 55V54H108ZM107 55V56H108ZM36 56V57H35ZM56 56V57H57ZM60 56H62V55H60ZM60 56H58L57 58H58V60H61L62 58H60ZM106 55H105V57L106 58H110V56H108L107 57ZM115 56V55H114ZM40 57H42V56H40ZM46 57V56H45ZM44 57V59L46 60V58ZM74 57H72L71 58V60L74 58ZM88 57V56H87ZM104 56H102L101 58H103ZM219 57H221V56H219ZM235 57V56H234ZM32 58V59H31ZM69 58V57H68ZM89 58H91V57H89ZM100 58V59H101ZM114 57L113 56H111V59L110 60H112ZM50 60V56L47 58V63H48V61ZM65 59H67V58H65ZM70 59V58H69ZM76 59V60H77ZM84 59V58H83ZM100 59H99V61H100ZM104 59V58H103ZM31 60V61H30ZM34 60H35V62H34ZM45 60H44V62H45ZM84 60H86V59H84ZM91 60V61H92ZM97 60H98V58H97ZM220 60V59H219ZM43 61V60H42ZM67 61H68V59H67ZM75 61V60H74ZM88 61H90V59L88 60ZM104 61H107V60H105L104 59ZM103 61V63H105ZM218 61V60H217ZM75 62H77V61H75ZM83 62H86V61H83ZM82 62V63H83ZM32 63H35V66L34 65H31ZM79 63V62H78ZM96 64V62H92V64L91 63H89V64H91L92 65V67ZM101 63H102V60H101ZM101 63H99L98 62V64H100V66L103 64H101ZM107 63V62H106ZM214 63H216L217 64V62H214V61H212V64L211 65H213ZM259 63V62H258ZM257 63V64H258ZM74 63H72L71 62V65H73ZM87 64V63H86ZM86 64L84 65V67H86ZM89 64H88V67H91V66H89ZM94 64V65H93ZM215 64V65H216ZM257 64H255L256 66H259V65H257ZM260 64V63H259ZM82 65V64H81ZM214 65V66H215ZM262 65H264V64H262ZM43 67H46V62H45V65L43 64L42 65ZM74 66H78L77 65V63H76V65L74 64ZM80 66V65H79ZM99 66V65H98ZM104 66V65H103ZM261 67V65L259 66V67H256V68H260ZM28 68H30V70H31V72H29V69ZM254 68H255V66H254ZM26 69L28 70V72L26 73L25 71H26ZM25 70V71H24ZM24 71V72H23ZM33 71V72H32ZM219 72V71H218ZM21 73H23V74H21ZM25 73V74H24ZM30 75H29V74ZM215 73H217V72H215ZM20 74H21V79L23 80V78H22V76H24L25 75V77H26V74H28L27 76L28 77H30L31 76V78L30 79H28V77H27V79L26 78H24L25 79V81L27 80V82H25L24 80V84H23V81L22 80H20ZM218 75V74H217ZM11 77H13V80L11 79ZM10 78V79H9ZM19 78V79H18ZM245 78V82L244 81H241L240 82V84L238 83H236V85L237 86H240V87H243L242 85L243 84H241L242 82H244V83H246L247 81H246V77H244ZM18 79V80H17ZM248 79V78H247ZM12 80V81H11ZM20 80V81H19ZM30 80V81H29ZM242 80H244V79H242ZM11 81V82H10ZM17 81V82H16ZM29 81V82H28ZM19 82V83H18ZM18 83V84H17ZM12 86L13 87V90L12 89H10V90H7V89H9L8 87H10V86ZM32 85V87H33V83L31 84ZM226 85V86H225ZM246 85V84H245ZM244 85V86H245ZM20 86V87H19ZM16 88V90H15V88ZM20 89H19V88ZM22 87V88H21ZM24 87H26V86H24ZM30 87V86H29ZM240 87H235V85L233 86H227V84H222V86H218L217 84L214 86V85H211V87H208V89H206L205 87H204V89H206V91H205V97H204V95H203V92H202V97H201V99H199V101H197V104L200 106V108H202V107H204V106H202L201 107V104L203 105H205V103H201V101L202 102H206V106H209V109H206L205 107V109L204 108H202V109H204L205 111H207V110H209V112H214V113H217V114H221L223 111L222 110H224V111H226L224 108H227L228 109V112H230L231 110V105H232V103H231V99L229 98L230 97V95L231 94H236V92L239 90L238 88H240ZM18 88V89H17ZM27 88V87H26ZM26 88H24L25 90H27ZM31 88V87H30ZM29 88V89H30ZM228 88V89H227ZM232 88V89H231ZM32 89H34V87L32 88ZM231 91H230V90ZM236 89V90H235ZM238 89V90H237ZM256 91H255V93H254V91H252L253 92V94H251V96L249 97V98H247V100L244 102V103H242L241 105H242V107L239 109L240 111H239V113H238V117L236 116L237 115V110L236 111H234L235 113H234V117H233V119L237 122V123H240V124H243V125H245L246 124V126L248 127V123L249 122H251V121H248L247 119H251L250 117H252V120L254 119H256V120H258V119H260V121L262 120V119H264V118H261V116L262 115H264V110H262V109H264V104H262V103H264V96H262V92H261V90H262V87H261V85L258 83L257 85H256V87L254 88ZM253 89V90H254ZM259 89H260V91H259ZM17 90H19V91H17ZM25 90H23V91H25ZM11 91V92H10ZM16 91V92H15ZM28 91V90H27ZM30 91H32V90H30ZM215 91H216V93H215ZM259 91V92H258ZM33 92V91H32ZM219 92V93H218ZM235 92V93H234ZM258 94H257V93ZM18 94L17 96L15 95V94ZM26 93H24L25 95H26ZM23 94V97L25 96ZM255 94V95H254ZM261 94V95H260ZM254 96V97H253ZM184 97H186V96H184V95H182V96H178V97H176V100H175V102H174V105L173 106H175V108L177 107V109L179 110V108L178 107H180L182 110L184 109V110H186L187 109V105H188V102H185V100H186V98L184 99ZM20 98V99H19ZM224 100H222V99ZM225 98H226V100H225ZM231 98H232V95H231ZM254 98V102L252 101V99ZM24 99V100H23ZM205 99V100H204ZM220 99V100H219ZM230 99V100H229ZM257 99V100H256ZM222 100V101H221ZM187 101V100H186ZM221 101V102H220ZM25 102V103H24ZM220 104H219V103ZM225 103V105H226V107L224 106V103ZM252 102V103H251ZM260 103L261 105V108L259 109L257 106L258 105H256L257 103ZM26 103L29 105V106H27L26 105ZM176 103V104H175ZM186 103V104H185ZM199 103H201V104H199ZM24 104V105H23ZM217 104V105H216ZM223 104V105H222ZM219 105H221V106H219ZM23 106H24V108H23ZM25 106H26V109H25ZM32 108H31V107ZM248 106H250L249 108H248ZM28 107H29V109H28ZM189 107V106H188ZM222 107H224L223 109H221ZM247 107V108H246ZM254 107H255V109H254ZM24 109V110H22V109ZM31 108V109H30ZM174 108V107H173ZM190 108V107H189ZM191 108H193V107H191ZM219 108V109H218ZM21 110H22V112H21ZM29 110V111H28ZM176 110V109H175ZM218 110H221L220 111V113H218ZM256 110V111H255ZM33 113H32V112ZM187 111L189 112V110L187 109ZM25 112V115H23V113ZM26 112H28V113H26ZM187 112V113H188ZM227 112V113H228ZM258 112V113H257ZM19 113H20V115H19ZM22 113V114H21ZM241 113V114H240ZM257 113V114H256ZM27 114H29V115H27ZM262 114V115H261ZM14 115V116H16L15 118L16 119H13V121L14 120H16V122L14 121V122H11L12 120V116ZM22 115V116H21ZM253 115V116H252ZM259 115V116H258ZM11 116V117H10ZM14 116H13V118H14ZM244 116V117H243ZM247 116V117H246ZM257 116H258V118H257ZM11 119H10V118ZM20 118V120H19V118ZM25 117H28V118H26V119H24ZM30 117H32V118H30ZM239 117H242L243 119H245L246 121H248V123H246L245 122V124H244V122H242L241 120H240V118ZM246 117V118H245ZM260 117V118H259ZM193 118V117H192ZM241 118V119H242ZM21 119L23 120V121H21ZM31 119V120H30ZM34 119H36V121L34 120ZM39 119V120H38ZM86 119V120H85ZM84 120L85 121H87L88 119L87 118H85ZM93 119V118H92ZM92 119L91 118H89V121L88 122H91L92 121ZM95 119V118H94ZM93 119V123H94V121H96V120H94ZM239 120V121H237V120ZM18 120H19V124H17L18 123ZM79 120V119H78ZM91 120V121H90ZM21 121V122H20ZM34 121V122H33ZM73 121H74V119H73ZM262 121H264V120H262ZM261 121V122H262ZM22 122H23V125H21L22 127L20 128V126H18V125H20V124H22ZM25 122V123H24ZM28 122V124H26ZM31 122L36 126H34V125H32L31 124ZM39 122H41V124L39 123ZM43 122L45 123V124H43ZM77 122V121H76ZM80 122H83V121H81L80 120ZM17 125H16V124ZM36 123V124H35ZM70 123H72L73 124V122L72 121H70ZM75 123V122H74ZM97 123V122H96ZM96 123H94V125H96ZM259 123V122H258ZM15 124V125H14ZM16 126V127H15ZM242 126V125H241ZM242 127H244V126H242ZM241 127V129L242 130H245L247 127H244V129ZM23 128V129H22ZM36 129L35 130V132H36V134H35V132L33 131V129ZM89 128V129H88ZM239 128V127H238ZM20 131H19V130ZM21 129H22V131H21ZM74 128H72V131H71V129H70V131L71 132H73V133H75V131L77 130V129H74ZM101 129V130H100ZM78 130H79V132H78ZM77 130V132L78 133H76V136H79V134L82 132V129H78ZM227 130V129H226ZM50 131H52V130H50ZM63 131V130H62ZM70 131H65V132H70ZM81 131V132H80ZM100 131V132H99ZM25 134H27V135H25ZM65 134V133H64ZM63 134V135H64ZM78 134V135H77ZM36 135V139L35 140H37L35 143L33 142V140H34V136ZM65 135H67V136H70L71 137V135H72V133H70V135H68V133L67 134H65ZM28 138H27V137ZM75 136V135H74ZM94 136V137H93ZM24 137V138H23ZM65 136H63V138H64ZM91 137V136H90ZM49 138V141H47V142H43V141H45V139L47 140ZM72 138H74L73 137V135H72ZM71 138V139H72ZM79 138V137H78ZM77 137H76V139H78ZM76 139H73L72 141L73 142H75L74 140H76ZM100 139V138H99ZM29 140L33 143H31V142H29ZM34 140V141H35ZM87 141H88V139H86ZM95 140H96V138H95ZM98 140V139H97ZM28 141V142H27ZM58 141H59V139H58ZM68 141V140H67ZM70 141V140H69ZM78 141V140H77ZM99 141V140H98ZM27 144H26V143ZM40 142H42V144L40 143ZM55 142V141H54ZM53 142V143H54ZM65 142V141H64ZM71 142V141H70ZM79 142H80V139H79ZM78 142V143H79ZM101 141H99V143H100ZM52 143V142H51ZM52 143V144H53ZM98 143V144H99ZM32 144V147L30 146ZM37 144V145H36ZM39 144V145H38ZM49 144V143H48ZM55 144V143H54ZM68 143L66 142V145H67ZM76 144V143H75ZM89 144V145H90ZM28 145H29V147H28ZM50 145V144H49ZM58 145V144H57ZM68 145H70V144H68ZM67 145V146H68ZM35 146H36V148H35ZM70 146H72V145H70ZM82 146V147H81ZM91 146V145H90ZM89 146V147H90ZM95 146V147H94ZM99 146V145H98ZM59 147V146H58ZM74 147V146H73ZM93 147H94V149H93ZM52 148V147H51ZM57 148V147H56ZM55 148V149H56ZM67 149H69L68 147H66ZM70 148H72V147H70ZM75 148L76 149H78V146L76 147L75 146ZM82 148H84V150L86 149V150H89V151H85V152H83V150H82ZM44 150V149H43ZM42 150V151H43ZM56 150H59V148L58 149H56ZM98 150V149H97ZM37 151V152H39V153H35V152ZM64 151H66L65 149H64ZM68 151V150H67ZM71 151H72V149H71ZM57 152V153H58ZM73 152V151H72ZM97 152V151H96ZM63 153V152H62ZM90 153H92V154H90ZM37 154V155H36ZM94 154V156H92ZM68 155H70V156H72L71 158L73 159V160H71L69 157L70 156H68ZM35 156H37V157H35ZM55 156V155H54ZM98 156V155H97ZM47 157V156H46ZM68 157V158H67ZM87 157V158H86ZM51 158V157H50ZM74 158H78L77 159V161L79 160V162H80V159L79 158H82V161H83V159L85 158V161H83V164H84V162L87 164V165H85L83 168H82V166H80L81 168H80V171L82 170L83 172H80L79 171V169L77 170V168H73L72 167V163H73V165H75L74 163L75 162H77V161H75L74 160ZM94 159V160H93ZM95 160H98V162H95ZM73 161H75V162H73ZM81 161V162H82ZM38 162L40 163V167H38L37 165H38ZM64 162H67V164L66 163H64ZM93 162V163H92ZM64 163V164H63ZM95 163V164H94ZM33 164H35V166H37V169H35L36 167L33 165ZM77 164V163H76ZM67 165V166H66ZM69 165V166H68ZM82 165V164H81ZM95 165V166H96ZM71 166V167H70ZM77 166H79V163L77 164ZM95 166H93V167H95ZM99 166V168H100V166L101 165H98ZM35 167V168H34ZM64 167V168H63ZM66 167V168H65ZM67 167L69 168L68 170H72V172L76 175L77 174V177H76V184H78V180H79V182H80V184H78L79 186H78V188L80 187V185H82V187L84 186H86L85 184H88V186H86V187H88L87 189H90L91 188V185H93L94 186V189H96V190H94V191H92V189H93V186H92V189H90L91 191H89V193L91 192H94L93 193V195L95 196V193H97V195L98 196H95V197H93V198H91L88 194L85 196L84 195V197H82L81 195H80V193H78L80 196H78V200L80 199H82V201H81V203L78 201V203H79V205H78V208H77V206H76V202H75V204H74V206L77 208V209H75V211L73 210L74 209V206H73V208L71 209V210H73L72 212H74V213H72L71 215L68 213V211L67 210H69V211H71L70 209H67L66 211L67 212H65V213H68L67 215H65V216H67V217H65V218H63V220H64V222H63V220H61L60 222H57V223H55L56 221H59L58 219H59V217H57V220H55V218H53L52 219V221L53 222H51V223H53V225H51V223H49V222H47V220L48 219H46L48 216L46 215L45 216V214H47V212H40L39 211V209L38 208H40V207H37V205H38V203H37V200H40V196L38 197V195H40L39 193L41 192V189H43V187H45V185L46 184H48L49 183V181L51 180L50 178H52V175H55L56 173L58 174V173H63V170L65 171L66 169H67ZM75 167V166H74ZM39 168V169H38ZM70 168H72V169H70ZM98 168V169H99ZM75 169V170H74ZM68 170H66L67 172H68ZM76 170H77V172H76ZM88 170V169H87ZM86 170V171H87ZM92 170V169H91ZM94 170V169H93ZM40 171V172H39ZM41 171H42V175L40 174L41 173ZM98 171V170H97ZM54 172H56L55 174H54ZM78 172H80V173H78ZM93 172V171H92ZM95 172V171H94ZM88 173H90V171L88 172ZM100 173V172H99ZM72 174V173H71ZM86 174V173H85ZM96 174H98L97 172H96ZM70 175V174H69ZM74 175V176H75ZM87 177V178H86ZM93 177V176H92ZM75 178V177H74ZM74 178H73V180H74ZM80 178V179H79ZM82 178H83V180H82ZM90 178V179H89ZM78 179V180H77ZM86 179V180H85ZM72 181V180H71ZM82 182V183H81ZM84 182H87V183H84ZM90 182V183H89ZM97 182H99L98 183V185H97ZM72 184H75L74 183V181H72L71 182ZM84 183V184H83ZM95 185H97V186H95ZM73 187V186H72ZM76 187H77V185H76ZM85 187V188H86ZM90 187V188H89ZM104 187H106V188H104ZM83 189V188H82ZM105 190H106V192H105ZM79 191V190H78ZM75 192H76V190H75ZM80 192V191H79ZM81 193H82V191H81ZM101 195H100V194ZM85 194V193H84ZM72 195H73V193H72ZM74 195H75V193H74ZM74 198H76V195L75 196H73ZM79 197H81V198H79ZM85 197H86V201H88V202H84L83 200L85 199ZM99 198V199H97V198ZM110 197V196H109ZM39 198V199H38ZM41 198H43L42 196H41ZM103 198H104V202L102 201L103 200ZM123 198H126V197H123ZM95 199V200H94ZM97 199V200H96ZM102 199V200H101ZM45 200V199H44ZM123 200H125V199H123ZM41 201V200H40ZM125 201H127V199L125 200ZM124 201V202H125ZM164 201H166V203L164 202ZM164 201L162 200V202L163 203H160V204H162V205H164L165 204V206H163V207H161V205H159V208L157 209L158 211H164L165 209H166V207H167V205L169 204V199H164ZM43 202V201H42ZM46 202V201H45ZM84 202V203H83ZM44 203V202H43ZM47 203V202H46ZM82 203H83V205H85L86 203H88V206L86 205V208H85V206H84V208H83V206H81L82 205ZM89 203H90V206H89ZM45 204V203H44ZM41 205V204H40ZM47 205V204H46ZM80 206V207H79ZM42 207V206H41ZM46 207V208H45ZM44 207V205H43V208H45V209H47V206H45ZM88 207V208H87ZM89 207L90 208H92V209H89ZM36 208L38 209V210H36ZM43 208H41V210H43ZM85 209L87 210V213L85 212H82V211H85ZM39 212V214L36 212ZM89 211V212H88ZM92 211V212H91ZM40 213H42V214H40ZM89 213V214H88ZM90 213H91V217H93V218H95V216H97L93 221H95V220H98V221H96L97 222V224H99V223H102V225H106L105 223L107 222V223H109V226H105L106 228H104L103 226H99L100 227V229L98 230V229H96V230H98L99 232L100 231H102L103 233H105L106 232V230H105V232L103 231L104 229H107V228H109V229H107L108 231H107V233L108 234H106V235H104L102 232V235L100 236V235H98V234H100V233H97L96 232V234L98 235V236H100V237H102V236H106L105 238L103 237V242H101L100 244H97V243H99L100 241H102V240H100L99 241V239H101V238H99L98 239V237L96 238H93L94 237V235H93V231H94V229L91 231H89L88 230V228H85L83 225L81 226V227H83L84 229H87V232L85 231H83V230H80V228L81 227H79L78 228V226L76 225V224H80V223H82V222H89V220H91V219H93V218H91L90 217ZM38 216H37V215ZM75 215V217H76V219L74 218L73 219V216L72 215ZM88 214V215H87ZM93 214V215H92ZM100 214H103V216L102 217H106V215H107V213H103V212H101ZM106 214V215H105ZM109 215V214H108ZM107 215V216H108ZM157 215H159V216H157ZM70 216H72V218H70ZM110 216V215H109ZM40 217V221L38 222V220L39 219H37V218H39ZM61 218H62V216H60ZM64 217V216H63ZM111 218H112V216H110ZM90 218V219H89ZM156 218H158V219H156ZM37 219V220H36ZM46 219V220H45ZM143 219V220H144ZM51 220V219H50ZM77 222H76V221ZM79 220V221H78ZM109 220H111V221H109ZM55 221V222H54ZM70 221V222H69ZM73 221V222H72ZM75 221V222H74ZM100 221V222H99ZM156 221H157V223H156ZM23 222V223H22ZM43 223V224H41V223ZM45 222H46V224H50V225H46L45 224ZM99 222V223H98ZM155 222V223H154ZM55 223V224H54ZM64 223V224H63ZM71 225H70V224ZM58 224V225H57ZM62 224L64 225V226H62ZM67 224H69V225H67ZM83 224V223H82ZM86 224V223H85ZM18 225H20V227L18 226ZM36 225H38V226H36ZM73 225V226H72ZM77 227H76V226ZM159 225V226H158ZM26 226V227H25ZM70 226V227H69ZM94 227L96 226V225H93ZM92 226V227H93ZM148 228H147V227ZM158 226V227H157ZM62 227V228H61ZM77 228V230H75L76 228ZM92 227H90V228H92ZM99 227H97L96 226V228H99ZM162 229H161V228ZM74 228V229H73ZM82 228V229H83ZM125 228V229H124ZM159 228V229H158ZM17 229V230H16ZM73 229V230H72ZM78 229L82 232H84L85 234H82L80 231H78ZM152 229V230H151ZM14 230H16V231H14ZM23 230V231H22ZM70 230H72V231H70ZM95 230V231H96ZM163 230V231H162ZM166 231V233H165V231ZM14 231V232H13ZM95 231H94V233H95ZM133 231H135V232H133ZM136 231H138V232H136ZM140 231V232H139ZM155 231H157L156 233H155ZM70 232H71V234H70ZM88 232H90L89 234H88ZM91 232H92V234H91ZM6 233V234H5ZM19 233V234H18ZM121 233V232H120ZM161 233V235H165L166 236V240H163L162 242H166V243H162L161 242V240H160V243H158V241H159V239H157V238H159L158 236H161V235H159ZM112 234V233H111ZM157 234H158V236H157ZM168 234H169V232H168ZM17 235V236H16ZM83 235H85V236H83ZM92 235H93V237H92ZM96 235V236H97ZM153 235H155L154 237H153ZM174 236V235H173ZM86 237V238H85ZM144 237V238H143ZM153 237V238H152ZM164 237V236H163ZM168 237H169V239H170V241H172V242H170L169 241V239H168ZM175 237V236H174ZM19 238H20V240H19ZM24 238H26L25 240H24ZM127 238V239H128ZM132 238H133V240H132ZM41 239V240H40ZM98 239V240H97ZM144 239V240H143ZM161 239H162V236H161ZM164 239H165V237H164ZM23 240L25 241V242H23ZM29 240V241H28ZM104 240H106V242H107V244H106V242H104ZM139 241L138 243H139V245H138V243H137V245L135 244L137 241ZM146 240V241H145ZM152 240V241H151ZM158 240V241H157ZM168 240V241H167ZM54 241V242H53ZM62 241V242H61ZM98 241V242H97ZM136 241V242H135ZM23 242V243H22ZM27 242V243H26ZM86 242H88L87 244H86ZM96 242V243H95ZM151 242V243H150ZM154 242H156V243H154ZM169 242V243H168ZM97 244V245H92V244ZM103 243V245H101ZM105 243V244H104ZM158 243V244H157ZM89 244V245H88ZM90 244H91V246H90ZM133 245V246H132ZM169 245V246H168ZM93 246V247H92ZM105 246H107V247H105ZM168 248H167V247ZM172 246V247H171ZM134 247V248H133ZM149 247V248H148ZM108 248V249H107ZM109 248H111V249H109ZM140 248V249H139ZM219 248V249H218ZM242 248V249H241ZM59 249V250H58ZM132 249H136V251H138L139 253H141V254H139L140 256L139 257H136V255L138 256V253L136 254V253H133L132 252ZM140 251H139V250ZM103 250H105V252L103 251ZM110 250V251H109ZM151 250V251H150ZM177 250H179L178 252H177ZM183 250V251H182ZM198 250H200V251H206L207 253H209V254H212V250H213V253H218V254H220V252L219 251H221V254H222V252H223V256L220 254V256H222L223 258H220V259H217V258H213V259H210L209 260V258L207 259L206 257L204 258V259H200V258H197V256H198V253H199V251ZM211 250V251H210ZM219 250V251H218ZM62 251V252H61ZM68 251H70V254L68 253V254H65L66 252H68ZM108 251V252H107ZM116 251V252H115ZM133 251H135V250H133ZM135 251V252H136ZM161 251V252H160ZM163 251H165V252H163ZM217 251V252H216ZM260 251H264V249H260ZM56 252L58 253H60V254H56ZM102 252V253H101ZM107 252V253H106ZM133 253L134 254V256L132 255V254H130V253ZM160 252V253H159ZM173 252V253H172ZM104 253V254H103ZM120 253V254H119ZM158 253H159V257H158ZM161 253H164V254H161ZM192 253V254H191ZM53 254V255H52ZM56 254V255H55ZM85 254H86V256H85ZM127 254V255H126ZM130 254V255H129ZM136 254V255H135ZM154 254V255H153ZM171 254V255H170ZM174 254V255H173ZM177 254V255H176ZM61 255V256H60ZM84 255L86 258L89 256V255H91V260L90 261H88V262H86L85 261V259L84 260H82V256ZM192 255V256H191ZM53 256V257H52ZM58 256V257H57ZM133 256V258H131ZM161 256V257H160ZM175 256V257H174ZM49 257H51V258H49ZM119 257L121 258V259H119ZM168 257H170V258H168ZM199 257V256H198ZM65 258V259H64ZM160 258H161V260H160ZM50 259V260H49ZM54 259V260H53ZM68 261H67V260ZM6 260V261H5ZM180 260V261H179ZM62 261V260H61ZM135 261V262H134ZM147 261V262H146ZM163 261H165V262H163ZM171 261V262H170ZM176 261V262H175ZM69 262V263H68ZM81 262V263H80ZM168 262V263H167ZM62 264V263H61Z\"/></svg>",
  "mask_w": 264,
  "mask_h": 264
}]
</instances>
